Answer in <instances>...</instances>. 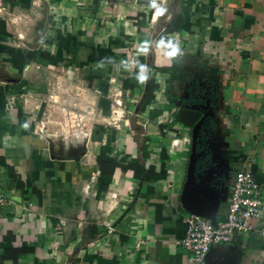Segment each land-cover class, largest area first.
<instances>
[{"label": "crops", "instance_id": "crops-1", "mask_svg": "<svg viewBox=\"0 0 264 264\" xmlns=\"http://www.w3.org/2000/svg\"><path fill=\"white\" fill-rule=\"evenodd\" d=\"M176 2L149 17V0H0V260L33 248L3 264H193L190 213L224 219L242 169L264 200V0ZM182 107L202 112L194 127ZM112 159L156 175L102 174ZM253 225L210 264H264V213Z\"/></svg>", "mask_w": 264, "mask_h": 264}, {"label": "built area", "instance_id": "built-area-1", "mask_svg": "<svg viewBox=\"0 0 264 264\" xmlns=\"http://www.w3.org/2000/svg\"><path fill=\"white\" fill-rule=\"evenodd\" d=\"M9 199L0 192V212ZM264 213L263 187L253 172L239 170L231 185V195L226 217L213 221L199 213L192 212L186 218L187 230L180 243L191 254L193 264H210L209 254L215 244L228 243L237 234L249 233L253 222ZM264 235V226L260 228Z\"/></svg>", "mask_w": 264, "mask_h": 264}, {"label": "trees", "instance_id": "trees-1", "mask_svg": "<svg viewBox=\"0 0 264 264\" xmlns=\"http://www.w3.org/2000/svg\"><path fill=\"white\" fill-rule=\"evenodd\" d=\"M153 10H154L153 8H149L147 14L149 17L152 15ZM183 19H184L183 15L177 17L174 23L169 28H167V32H172L175 29H180ZM42 54L45 53L41 52V55ZM144 64H145L144 60L140 59L135 71V75H138L140 68L144 66ZM157 88L158 85L156 83V76L153 75L149 80L147 95L144 102L145 104L152 102V100L155 98L154 92ZM201 118H202V112H200L199 110L189 107H182L177 112L175 121L182 123L187 127H194ZM99 164L101 168V173L104 175H112V176L116 175L117 170L126 173L132 172L133 174L143 175V177H145L146 179H150L152 176L156 175V171L154 167H150L149 169H146L139 162L122 163L119 162L117 159H112L110 161H101ZM9 171L11 175L15 178L17 185L24 186V183L21 181L19 176L14 172V170L10 168ZM29 251H33V248L30 247L6 248L3 256L1 257L0 264H3L6 260H12L13 262H17L20 254Z\"/></svg>", "mask_w": 264, "mask_h": 264}, {"label": "clouds", "instance_id": "clouds-1", "mask_svg": "<svg viewBox=\"0 0 264 264\" xmlns=\"http://www.w3.org/2000/svg\"><path fill=\"white\" fill-rule=\"evenodd\" d=\"M149 6L155 9L157 14H163L164 11H166V9L160 3H158V0H149ZM159 45L161 47L169 49V51L167 52L168 56H176L180 52L179 43L174 41L172 38H168V39L162 38L159 41ZM141 72H143V68L141 69ZM139 79L141 81L144 80L145 79L144 75L141 74L139 76Z\"/></svg>", "mask_w": 264, "mask_h": 264}, {"label": "rangeland", "instance_id": "rangeland-1", "mask_svg": "<svg viewBox=\"0 0 264 264\" xmlns=\"http://www.w3.org/2000/svg\"><path fill=\"white\" fill-rule=\"evenodd\" d=\"M172 3L173 4H171L170 6H171V8H173V5H175V6H177V2H176V0H172ZM207 82L209 83V81L207 80ZM198 84H200L199 83V81L198 80H194L193 81V84L191 85V89H196L197 87H198ZM207 84V83H206ZM196 87V88H195ZM207 89H211V90H209L210 92H212V95H213V89H212V87L210 88L209 86L207 87V85H205V84H201L199 87H198V89L196 90V92H197V94H198V97H196V98H194V97H192L191 96V101H197V102H200V100H206V98H205V96H209V95H206V94H209V93H206L208 90ZM208 101V99L206 100V102ZM208 126L209 127H212V123H211V121L209 122V124H208ZM202 146V147H204V144H202V143H200L199 144V146Z\"/></svg>", "mask_w": 264, "mask_h": 264}]
</instances>
